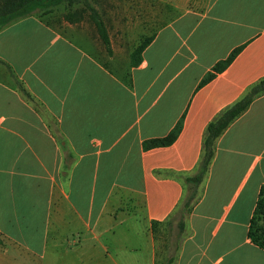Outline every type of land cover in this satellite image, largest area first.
<instances>
[{
    "label": "crops",
    "instance_id": "crops-1",
    "mask_svg": "<svg viewBox=\"0 0 264 264\" xmlns=\"http://www.w3.org/2000/svg\"><path fill=\"white\" fill-rule=\"evenodd\" d=\"M123 1L151 27L172 13L128 85L129 67L110 72L35 15L0 31V264L51 249L61 264H166L151 224L186 196L207 125L264 78V0ZM181 118L172 145L143 149ZM263 185L261 95L218 138L172 264H264L247 238Z\"/></svg>",
    "mask_w": 264,
    "mask_h": 264
},
{
    "label": "trees",
    "instance_id": "trees-1",
    "mask_svg": "<svg viewBox=\"0 0 264 264\" xmlns=\"http://www.w3.org/2000/svg\"><path fill=\"white\" fill-rule=\"evenodd\" d=\"M80 4L83 5V8L76 9ZM61 10L64 12L61 15V20H64L69 25L78 24L82 20L84 14L88 13L89 20L93 23L98 40L103 46L106 54L108 56L112 55L111 43L106 25L99 12L89 4L88 0H0V31L10 24L32 15H35L46 26L58 30L60 29L61 21L56 19V12H60ZM54 19L56 23H54ZM152 39L153 36L147 37L133 49L130 55L129 69L125 73V77H122L127 85L130 79L129 70L140 64L141 54ZM241 49L242 48L234 50L225 61L217 63L213 67V72L202 79L199 87L211 81L215 73H220L225 70ZM103 66L112 72L107 64L103 63ZM22 91L29 97L24 90ZM261 95H264V78L249 88L237 102L216 115L207 125L203 136L201 157L195 168V172L192 176L185 178V183L187 185L186 196L165 223L153 222L151 224V232L156 243L159 241L161 232L167 229L169 231L176 229V241H178V244L177 247L174 248V252L166 256V261H164L166 264H172L175 260L178 246L182 242L185 232V218L190 214L193 205L200 198L199 189L208 174L218 138L237 118L245 113L250 104ZM182 120L181 118L167 136L160 139L145 141L143 143V149L150 150L172 145L182 130ZM247 238L253 245L264 250V185L261 186L259 190L256 205L249 222ZM159 254L160 252L157 251L158 257Z\"/></svg>",
    "mask_w": 264,
    "mask_h": 264
},
{
    "label": "rangeland",
    "instance_id": "rangeland-1",
    "mask_svg": "<svg viewBox=\"0 0 264 264\" xmlns=\"http://www.w3.org/2000/svg\"><path fill=\"white\" fill-rule=\"evenodd\" d=\"M89 4L96 9L106 28L108 29L112 46L114 50V57L109 58L98 40V36L95 32L93 23L89 20L88 13L84 14L82 20L76 24L68 26L64 20L62 21L63 10L57 13L56 19L61 21L60 30L67 34V36L75 40L80 44L85 51L92 54L98 58L102 63L107 64L111 69L120 72L129 67L127 64L129 53L137 45H139L144 39L151 36L154 27L162 21H167V19L172 15L158 16V22H155V26H149L146 21L147 16L144 14L142 17H135V21L132 19L131 14L124 11V1L123 0H88ZM183 2V0H181ZM198 4V2H197ZM129 5L127 4V7ZM83 8L80 4L76 9ZM62 9V8H61ZM54 23L55 19L53 20ZM67 29V30H66ZM157 249H159V257L163 261H166V256L174 252V248L177 247L178 241H176V229L169 231L168 229L161 232L159 235V241L156 243ZM49 250L45 259L41 262H27L22 255L17 256L14 252H10L8 256L4 257V264H61L65 261L67 257L61 255L51 254ZM15 259V261H12Z\"/></svg>",
    "mask_w": 264,
    "mask_h": 264
}]
</instances>
